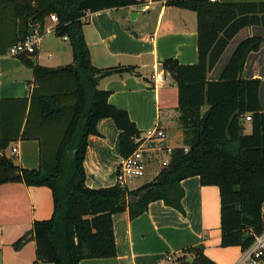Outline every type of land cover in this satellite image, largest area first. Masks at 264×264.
Masks as SVG:
<instances>
[{
	"label": "trees",
	"instance_id": "1",
	"mask_svg": "<svg viewBox=\"0 0 264 264\" xmlns=\"http://www.w3.org/2000/svg\"><path fill=\"white\" fill-rule=\"evenodd\" d=\"M143 1L0 0V56L23 41L32 25L39 24L42 32L51 15L57 18L55 35L67 37L72 52L70 64L55 68L37 64L36 48L17 55L33 72L30 96L0 99V185L42 186L52 193L51 218L32 224L36 263L79 264L115 257L112 216L127 210L134 219L155 201L184 214L180 183L195 176L201 186L219 189L221 247L246 251L264 231V110L258 97L260 81L243 78L247 56L264 45V36L241 41L219 79H206L240 30L264 27L261 2H167L196 15L197 61L184 65L166 59L161 64L177 88L183 146L171 151L167 166L151 182L134 190L85 185L87 138L99 135L96 125L100 119H111L119 131L120 157L137 149L142 133L125 111L108 103L110 92L98 88L100 79L131 73L134 68L94 67L83 18L87 13L133 7ZM203 106H207L204 113ZM245 122L250 125L248 134L244 133ZM18 140L38 141V169H24L4 156L9 144ZM130 198H136V203L131 205ZM21 245L19 240L14 247ZM173 263L216 264L204 254L203 244L183 250Z\"/></svg>",
	"mask_w": 264,
	"mask_h": 264
},
{
	"label": "crops",
	"instance_id": "2",
	"mask_svg": "<svg viewBox=\"0 0 264 264\" xmlns=\"http://www.w3.org/2000/svg\"><path fill=\"white\" fill-rule=\"evenodd\" d=\"M141 5L146 9L139 12H132V7H128L87 13L83 33L94 67L134 68L131 73H114L100 79L98 88L110 92L108 103L125 111L141 133L154 126L164 131L165 138L157 142L170 152L163 150L158 155L151 154L149 166L161 164L173 149L183 146L185 135L177 122V88L161 69V64L166 59H175L184 65L194 64L197 35L195 13L162 0H144L137 6ZM51 26V23L45 25V32L37 44V64L51 68L70 64L69 42L47 31ZM253 27L258 26L243 28L229 41L207 73V81L219 79L241 41L251 36H264V29ZM243 31H246L244 37H240L228 52ZM52 60H55L54 65H46ZM157 73L164 76L160 84H155L151 78ZM243 78L260 81L258 97L264 110V45L247 56ZM32 81V70L23 66L17 56L7 53L0 56V99L29 98ZM206 110L207 106H203L201 112ZM96 129L99 135L87 138L83 160L85 185L90 189L113 187L120 158L119 131L109 118L100 119ZM249 132L250 125L245 122L244 133ZM11 149L16 150L12 159L17 165L27 170L38 169V141L12 142L5 153L10 155ZM161 168L160 165L159 171ZM159 171L141 185L151 182ZM180 185L184 191L181 199L184 214L161 201L150 203L147 211L134 219H130L127 210L114 214L116 256L83 260L79 264H173L183 250L199 244H203L204 254L216 264H239L244 251L236 246H220L219 189L201 186L196 176L181 181ZM52 213L53 198L49 188L21 183L0 185V264H51L35 262L32 224L48 220ZM19 240L22 245L15 248ZM259 264H264V260Z\"/></svg>",
	"mask_w": 264,
	"mask_h": 264
},
{
	"label": "built area",
	"instance_id": "3",
	"mask_svg": "<svg viewBox=\"0 0 264 264\" xmlns=\"http://www.w3.org/2000/svg\"><path fill=\"white\" fill-rule=\"evenodd\" d=\"M164 3L171 2V1H188V0H162ZM216 1V0H212ZM248 2H256V3H264V0H243ZM86 15L83 18L85 21ZM48 20L51 22L52 26L47 31H53L54 27L57 24V18L55 15L49 16ZM40 26L39 24L32 25V31L28 34L25 39L15 46L11 47L7 54L10 56H17L21 53H32L35 48H37L38 42L41 40L44 32L45 27L42 32L39 31ZM63 40L68 41L67 37H62ZM152 80L155 84H160L164 81V76L161 73H157L152 75ZM247 120L250 118L247 117ZM165 133L161 130L158 126H154L153 128L146 130L145 135H141L140 138L137 140L139 145L137 149L128 157H120L117 163L116 172H115V185L119 186L123 189H128L129 185L134 181L139 180L140 178L144 177L146 168L148 163L151 159V154H159L162 152L163 149L161 144L157 142L158 139L165 138ZM186 150V149H185ZM166 152H170V149H166ZM4 156L8 158H12L16 154L15 149H11L10 155H7L5 152L3 153ZM170 156V155H169ZM168 159H165L161 163V167L167 166L169 162ZM264 212V206H263ZM244 256L242 261L239 264H259L261 260H264V231L260 234L255 236L253 243L249 246V248L244 251ZM170 259V258H168Z\"/></svg>",
	"mask_w": 264,
	"mask_h": 264
},
{
	"label": "rangeland",
	"instance_id": "4",
	"mask_svg": "<svg viewBox=\"0 0 264 264\" xmlns=\"http://www.w3.org/2000/svg\"><path fill=\"white\" fill-rule=\"evenodd\" d=\"M192 14H193V13H192ZM193 15H194V14H193ZM50 23H51V22H50L49 20H47L46 27H47V24L49 25ZM253 28H258V29H260V30L264 29L263 27H253ZM245 33H246V31H243L240 35H238V37L236 38V40L233 41L232 45L230 46L228 52L231 50V48H232L233 45L236 43V41H237L238 39H240V37H244ZM54 61H55V60H52L51 62H49V63L46 64V65H54V64H53ZM43 63H46V62L43 61ZM66 63H67V62H66ZM68 63H71V57H70ZM142 134L145 135V132H142ZM142 134H141V135H142ZM165 157H166V159H168V155H166ZM160 165H161V164H159V165H157V164H155V165H149V166L146 168V171H145V175H144V177H142V178H140L139 180L134 181L133 183H131V184L129 185V188H138V187H139L144 181L151 180L153 174H155L157 171H159ZM173 264H174V263H173Z\"/></svg>",
	"mask_w": 264,
	"mask_h": 264
},
{
	"label": "water",
	"instance_id": "5",
	"mask_svg": "<svg viewBox=\"0 0 264 264\" xmlns=\"http://www.w3.org/2000/svg\"><path fill=\"white\" fill-rule=\"evenodd\" d=\"M145 9H146V8H145V5L134 6V7L131 8L132 12H139V11H143V10H145ZM136 201H137L136 198H130V199H129V203H130L131 205L135 204Z\"/></svg>",
	"mask_w": 264,
	"mask_h": 264
}]
</instances>
